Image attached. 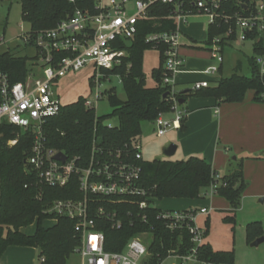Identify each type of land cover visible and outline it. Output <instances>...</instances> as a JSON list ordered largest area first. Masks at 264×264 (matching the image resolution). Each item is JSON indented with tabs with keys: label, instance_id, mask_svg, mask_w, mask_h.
<instances>
[{
	"label": "trees",
	"instance_id": "1",
	"mask_svg": "<svg viewBox=\"0 0 264 264\" xmlns=\"http://www.w3.org/2000/svg\"><path fill=\"white\" fill-rule=\"evenodd\" d=\"M253 0H230L223 8L229 15L241 11L242 2ZM22 18L33 31L52 29L69 19L75 10L81 9L96 13L97 0H20ZM188 10L195 12L192 3L187 2ZM174 9L173 5L158 4L151 11V20L140 21L138 32L134 39L125 47L128 57L120 67L103 70V78L107 80L118 76L126 93V99L118 96L115 88L107 90L112 113L98 116L95 109L85 107L86 98L63 106L58 116L49 118L45 126L47 132L46 146L69 157H81L88 161L93 152L95 131L99 138L98 147L104 152L129 150L134 155L133 147L140 143L144 122L154 123L161 113L171 111L172 101L170 88L163 84L164 55L160 51L161 65L153 72L156 86L148 87L143 71L145 52L153 47L146 42L148 35L160 32H170L177 29L176 22L167 19ZM223 13V10H221ZM235 23H225L219 20L208 28L207 45L222 37V47L236 40V34L226 38L225 35ZM257 38L256 36H251ZM258 56L264 55L262 42L254 46ZM256 58L249 59L251 75L239 73L231 77H222L216 86L193 91L192 94H176L179 99L189 95H206L220 103H242L248 91H254V102L264 103L261 95L264 92V76H261ZM28 56H18L10 52L0 54V70L9 74L12 84L22 82L31 71L32 61ZM240 65H238V69ZM169 93L167 98L164 95ZM104 97V94H103ZM106 118L117 119L114 126L104 125ZM186 116L181 123L184 128ZM18 140L14 146L8 142ZM33 137L13 126L0 127V257L10 246H26L41 249L42 264H67L68 259L80 244V237L75 232V221L65 216L47 213L46 210L55 200H81L79 180L74 176L65 187L39 186L36 177L27 165L30 156ZM252 159L264 160L261 155ZM142 168L141 185L147 190L145 198H135L132 201L116 204L98 203L95 207L105 206L109 212H117L123 226L113 228L108 220L98 221V228L105 234V250L110 253H122L127 243L141 233L148 232L153 238L150 250L152 257L147 264H158L170 250L178 249L185 254L192 248L191 236L187 230L170 231L160 217L163 212L153 206L140 210L137 202L148 199H200L213 185H217L214 195H221L237 206L239 195L244 188V171L242 166L230 174L221 176L218 180L217 171L210 162L199 156H190L185 160L161 159L148 161L144 158L138 162ZM221 184V185H219ZM146 215L147 221L141 216ZM54 221L55 224L46 227L44 222ZM227 223H236L235 217L227 215ZM37 224L36 232L27 235L22 229ZM248 231H252L248 229ZM208 230L206 231V236ZM260 238V237H258ZM257 239V238H256ZM255 239V240H256ZM254 241V240H253ZM252 241V242H253ZM198 259L205 264H236L232 251L215 250L205 243L198 249ZM181 264V263H179Z\"/></svg>",
	"mask_w": 264,
	"mask_h": 264
},
{
	"label": "built area",
	"instance_id": "2",
	"mask_svg": "<svg viewBox=\"0 0 264 264\" xmlns=\"http://www.w3.org/2000/svg\"><path fill=\"white\" fill-rule=\"evenodd\" d=\"M72 2L74 0H71ZM230 0H97L96 13L81 9L58 24L55 28L33 31L29 30L18 36L24 48L35 50L32 56L31 71L22 82L12 84L9 74L0 70V127L13 126L33 137L30 156L26 163L35 174L39 186L65 187L74 176L78 177L81 200H55L46 210L47 213L65 216L75 221V232L80 237V244L74 250L82 258V264H147L152 253L150 250L153 238L148 242V232L132 238L122 253H110L105 250V234L98 226L102 220H108L113 228L121 229L122 222L117 219V212H109L105 206L96 204H116L132 201L135 198L147 197V190L141 185L142 168L138 162L143 159L140 143L133 147L134 155L129 150L104 152L98 147L99 138L95 131L93 152L88 161L81 157H69L63 152L46 146L47 132L45 126L49 118L58 116L62 110L60 98L56 95L54 85L71 72H78L94 64L96 104L103 98L100 91L103 70L120 67L128 57L125 45L134 39L140 21L151 20L150 11L158 4L173 5L174 9L167 19L178 25L187 22L189 16H205L208 26L219 20L235 23L226 38L236 34V39L248 41L251 36L264 34V0L242 2L241 11L227 14L223 9ZM191 2L195 12L188 10ZM223 10V13H221ZM223 38L218 37L212 43V51L222 53ZM146 42L157 50L163 49L164 73L163 84L170 88L171 101L179 104L174 90L176 75L184 66L180 53L182 33L177 26L175 31L153 33L147 36ZM6 44L5 36L0 35V47ZM10 52L11 51H5ZM0 52V54L5 53ZM13 54V53H12ZM222 65L224 57H215ZM256 65L261 76H264V55L258 56ZM220 67L209 68L205 74L214 75ZM210 86L208 81L196 82L193 90L199 91ZM264 100V92L261 95ZM85 107L95 109L93 102L85 101ZM175 106L171 107L173 111ZM218 113V111H216ZM186 116L179 113L178 118L167 120L164 113L159 114L154 124L158 127V136L166 134L170 128L181 129ZM18 140L9 141V146L16 145ZM62 153L65 161L55 157ZM221 176L216 175V179ZM217 185L211 187V193ZM148 199L137 202L140 210L148 208ZM207 208L187 211H163L160 217L170 231L187 230L191 236L192 248L185 254L179 248L170 250L158 264H205L198 259V249L205 244L206 230L196 225L199 214H209ZM147 221V216H141ZM41 264L44 259H40Z\"/></svg>",
	"mask_w": 264,
	"mask_h": 264
},
{
	"label": "rangeland",
	"instance_id": "3",
	"mask_svg": "<svg viewBox=\"0 0 264 264\" xmlns=\"http://www.w3.org/2000/svg\"><path fill=\"white\" fill-rule=\"evenodd\" d=\"M109 4L110 0H105ZM188 23L180 26L182 30L196 41L191 43L190 48H183L182 55L185 57V67L176 75L174 90L180 94L184 90H193L196 82L208 81L215 86L222 77H231L239 73L245 76L251 75L249 59L257 58L258 54L254 51L257 42H262L264 48V34L248 41L239 39L228 42L223 46L222 53L212 51V45H207L208 25L205 16H189ZM30 26L22 18V8L20 0H0V35L5 36L6 44L0 47V52L11 51L18 56L32 57L35 50L24 48L18 36L28 32ZM189 43L185 45L190 46ZM182 50V49H181ZM180 50V53H181ZM160 51L152 48L145 52L143 71L146 85L148 87L156 86L153 72L161 65ZM215 57L223 56L222 66ZM238 65L240 68L238 69ZM212 67H221L220 73L206 75L205 72ZM96 69L94 64L86 66L78 72H71L66 77L60 79L54 89L56 95L60 98L63 106L77 102L81 97L89 99L98 116H107L112 113V107L108 101L105 92L112 88L116 89L118 96L125 100L126 93L118 76H112L107 80H101L100 91L104 97L96 104L94 85V76ZM254 91H248L244 101L250 99L252 102ZM243 101V102H244ZM215 99L206 95H191L183 105H175L173 111L164 113V118L174 120L178 118L179 113L191 112L200 106H214ZM254 104V103H253ZM264 106V103H259ZM258 105V106H259ZM213 114V110L210 113ZM216 119L213 117V120ZM117 119L106 118L104 125L114 126ZM143 134L140 138L141 152L143 158L153 161L157 158L168 159L164 155V149L171 145H176L178 150L176 154L169 158L172 160L188 159L189 150L195 148V155L208 159L204 147L209 145L210 138L208 133H203L198 145L192 141H187L184 132L179 128H170L163 136H158V127L154 123L144 122L142 125ZM206 143L204 145L203 141ZM198 147V148H197ZM224 151L228 152L224 160L225 168L220 174H230L242 166L244 171V188L239 195L237 206L221 195H213L211 188L209 193L200 199H165L154 200L152 206L161 211H187L207 208L209 214H199L196 218L197 227L202 230H208L205 243L210 244L215 250L232 251L235 254L236 264H264V243L257 248L251 247V243L258 237H264V203L260 202L264 198V166L260 160L252 159L247 152H239L233 146H222ZM219 147L220 150L222 148ZM225 151V152H226ZM223 176V175H222ZM221 185V184H219ZM227 215L235 217L236 223H227L224 218ZM54 221H46V227L53 226ZM37 224L22 229L27 235H33L36 232ZM251 229L252 231H248ZM151 236L147 241H151ZM0 264H41L37 248L26 246H10L0 257ZM67 264H82V258L78 254H73L68 259Z\"/></svg>",
	"mask_w": 264,
	"mask_h": 264
},
{
	"label": "crops",
	"instance_id": "4",
	"mask_svg": "<svg viewBox=\"0 0 264 264\" xmlns=\"http://www.w3.org/2000/svg\"><path fill=\"white\" fill-rule=\"evenodd\" d=\"M184 23L187 24L188 21L180 23V26ZM176 26L180 28L182 33V55L183 48L193 47L188 40H192L191 43H196V41H193L177 23ZM185 43H189L190 46L185 45ZM182 57L183 59L185 58L183 55ZM184 67L185 59L183 68ZM220 71L221 67L218 73H220ZM209 84L212 86L210 82ZM185 91L187 90L181 91V93ZM188 97H186L185 103ZM215 102L216 104L213 107L200 106L186 113L184 128L181 130L184 132L186 140L192 141L194 145L199 144L203 133L209 134V145L206 144L204 147L205 153L208 154V159L206 160L210 162L217 173L222 176L226 175L220 174V172L225 168L224 160H226L228 156V152L226 150L225 152L222 146H233L236 150H239L240 153L247 152L250 156H256L264 151V106L262 107L259 103L254 102V98L252 102L250 99H246V101L242 103H220L217 100H215ZM212 110L213 114L211 115L210 113ZM216 111H218V113H216ZM213 117L216 119L213 120ZM202 141L205 145L206 142L204 140ZM220 146L222 147L221 150L219 148ZM188 152L189 156H197L195 155V148L190 149ZM261 165L264 166V162H262ZM208 193L209 190H207L204 195ZM37 251L39 254L38 249Z\"/></svg>",
	"mask_w": 264,
	"mask_h": 264
},
{
	"label": "water",
	"instance_id": "5",
	"mask_svg": "<svg viewBox=\"0 0 264 264\" xmlns=\"http://www.w3.org/2000/svg\"><path fill=\"white\" fill-rule=\"evenodd\" d=\"M194 90H187L185 92H183L182 94L185 95V94H189V93H192ZM169 96V93H166L164 95V98H167ZM185 103V100L184 99H179V104L180 105H183ZM177 149L178 147L176 145H171L169 146L168 148L164 149V155L168 158H171L173 157L176 152H177ZM258 155H261L264 157V151L260 152ZM57 160H61V161H65L66 160V156L62 153H59L56 157H55ZM156 160L160 161L161 158H157ZM261 203H264V198H262L260 200ZM264 243V237H260V238H257L256 240H254L252 243H251V247L253 248H257L259 247L261 244ZM39 250V255L41 254V249H38Z\"/></svg>",
	"mask_w": 264,
	"mask_h": 264
}]
</instances>
